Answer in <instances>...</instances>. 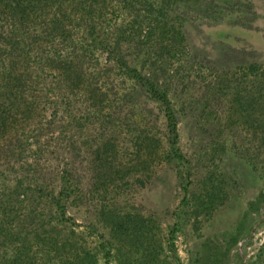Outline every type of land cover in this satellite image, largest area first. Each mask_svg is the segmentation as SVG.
Instances as JSON below:
<instances>
[{
	"label": "trees",
	"instance_id": "1",
	"mask_svg": "<svg viewBox=\"0 0 264 264\" xmlns=\"http://www.w3.org/2000/svg\"><path fill=\"white\" fill-rule=\"evenodd\" d=\"M256 17L250 2L241 0H0V264H97L72 234L45 228L69 224L78 186L58 155L42 147L64 106L88 101L94 114L109 119L116 112L113 89L129 81L121 100L133 106L136 150L152 149L154 162L161 151L190 176L193 161L179 147L182 114L162 72L164 54L180 51L189 65L208 64L216 76L204 96L216 101L230 95V112L261 123L264 144V55L210 42L202 30L224 21L251 28ZM191 29L200 37L196 43ZM150 103L162 119L157 137L141 135L139 127L153 115L152 109L142 113ZM29 128L37 131V145L29 162H16L26 152ZM37 192L44 201L41 220L33 215Z\"/></svg>",
	"mask_w": 264,
	"mask_h": 264
},
{
	"label": "rangeland",
	"instance_id": "2",
	"mask_svg": "<svg viewBox=\"0 0 264 264\" xmlns=\"http://www.w3.org/2000/svg\"><path fill=\"white\" fill-rule=\"evenodd\" d=\"M241 1L250 2L257 13L251 28L224 21L202 25L203 34L210 42L246 46L264 55V0ZM189 32L196 43L199 35L196 39L195 31ZM183 58L180 51L164 54L161 65L171 83L170 97L182 114L179 147L193 161L190 176L183 177L180 162H166L161 151L154 162L152 149L151 155L145 147L136 150L133 106L121 100L129 81L113 89L116 112L111 118L94 114L91 103L82 99L62 107L49 128L54 133L42 137V147L58 155L78 185L68 209L69 224L57 227L53 222L45 228L72 234L73 242L93 254L97 264H264L261 123L231 113L230 95L216 101L204 96L214 70L206 63L189 65ZM150 109L153 115L139 127L141 135L157 137L162 119L155 103L145 105L142 113L148 115ZM155 115L159 119L154 125ZM32 129L24 134L26 152L16 162H29L33 155L29 150L38 138ZM43 159L37 154V162ZM38 195L33 215L41 220L44 201Z\"/></svg>",
	"mask_w": 264,
	"mask_h": 264
}]
</instances>
